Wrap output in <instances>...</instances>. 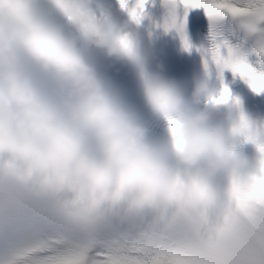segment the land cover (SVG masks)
Masks as SVG:
<instances>
[{
  "label": "clouds",
  "instance_id": "clouds-1",
  "mask_svg": "<svg viewBox=\"0 0 264 264\" xmlns=\"http://www.w3.org/2000/svg\"><path fill=\"white\" fill-rule=\"evenodd\" d=\"M101 7L98 0H0V180L68 214L123 207L163 221L184 204L223 225L231 201L258 202L264 116L230 97L203 63L185 93L161 75V64L150 69L154 55L138 45V27L123 38ZM93 53L132 69L162 137L150 135Z\"/></svg>",
  "mask_w": 264,
  "mask_h": 264
},
{
  "label": "snow or ice",
  "instance_id": "snow-or-ice-1",
  "mask_svg": "<svg viewBox=\"0 0 264 264\" xmlns=\"http://www.w3.org/2000/svg\"><path fill=\"white\" fill-rule=\"evenodd\" d=\"M125 39L127 27L174 30L186 51L189 10L202 9L209 46L202 63L232 95L225 73L264 94V0H102ZM161 9L159 19L153 9ZM239 102V98L237 97ZM180 178L178 177V182ZM258 202L231 201L223 225L181 204L163 221L149 211L68 214L25 186L0 180V264H264V183Z\"/></svg>",
  "mask_w": 264,
  "mask_h": 264
}]
</instances>
